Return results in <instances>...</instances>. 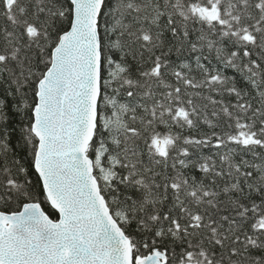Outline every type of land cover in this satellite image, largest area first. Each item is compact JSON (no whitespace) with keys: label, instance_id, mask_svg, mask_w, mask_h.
<instances>
[{"label":"snow or ice","instance_id":"6c2138e0","mask_svg":"<svg viewBox=\"0 0 264 264\" xmlns=\"http://www.w3.org/2000/svg\"><path fill=\"white\" fill-rule=\"evenodd\" d=\"M0 264H264V0H0Z\"/></svg>","mask_w":264,"mask_h":264},{"label":"trees","instance_id":"16d2710c","mask_svg":"<svg viewBox=\"0 0 264 264\" xmlns=\"http://www.w3.org/2000/svg\"><path fill=\"white\" fill-rule=\"evenodd\" d=\"M203 130L206 131L207 129L205 128V129H203ZM193 134H195V132H193ZM17 148H18V145H17ZM49 209H50V205L46 207V210H49ZM49 214H50V216H52V218H54V219L58 218V214L55 213L54 210H50V211H49Z\"/></svg>","mask_w":264,"mask_h":264}]
</instances>
